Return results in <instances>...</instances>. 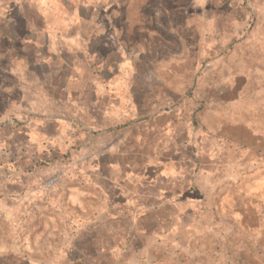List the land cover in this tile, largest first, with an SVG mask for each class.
I'll return each instance as SVG.
<instances>
[{
	"label": "clouds",
	"instance_id": "clouds-1",
	"mask_svg": "<svg viewBox=\"0 0 264 264\" xmlns=\"http://www.w3.org/2000/svg\"><path fill=\"white\" fill-rule=\"evenodd\" d=\"M15 3L0 264H264V0Z\"/></svg>",
	"mask_w": 264,
	"mask_h": 264
},
{
	"label": "rangeland",
	"instance_id": "rangeland-1",
	"mask_svg": "<svg viewBox=\"0 0 264 264\" xmlns=\"http://www.w3.org/2000/svg\"><path fill=\"white\" fill-rule=\"evenodd\" d=\"M51 2H55V3H62L64 4L65 8H67V4L65 3V0H51ZM138 6L141 8V11L144 13H147L150 10V5L152 3V0H148L147 4L141 3L140 0H137ZM169 8L175 7V5L169 4L168 5ZM115 7V6H114ZM128 5L127 4H121L119 6L120 11L122 13L121 19H125L126 16L123 15V13L125 12V10L127 9ZM211 7V5L209 6ZM25 10L27 11V5H25ZM112 10L109 9V12H111ZM3 12L2 7H0V13ZM101 12V16H103V10H100ZM29 16H31V13H28ZM80 15L81 17H84L85 12L83 9H81L80 11ZM10 19H14L18 25V31L22 34V35H30V33H28L25 29V24H26V20L24 19V17L20 14V8L19 6L15 3V0H13V2L9 5V11L5 14L0 16V29H5V26L7 25L8 28H11V25L8 24V21ZM119 26V25H118ZM4 45L7 46V40L3 41ZM42 51H46V49L42 50ZM24 55H27L29 57V61L31 62L32 57L34 56V53H26ZM5 63H7V61H5ZM5 79L3 80L4 86L5 87H9L11 86L12 82H14L16 80V78L14 76H11L10 73H3L2 74ZM75 95V94H74ZM16 97L13 96V99H15ZM9 104V100L7 98V93L4 94V96L2 98H0V112H3L7 106ZM19 123V122H18ZM233 128V132L232 135L237 136V137H241L245 134V132H248L250 134V130L246 129L245 125H234L232 126ZM53 131L52 126L50 125L47 129L48 133H51ZM257 140H260L261 138L257 137ZM260 151H264V144L259 145L258 146ZM260 151H257L255 154L258 157L260 154ZM185 196H190V197H194V194H190V193H185ZM80 199V203H83V199ZM195 202V201H194ZM75 207L79 208V204L74 205ZM21 211H23V209H21ZM0 215H2V213H0ZM52 222L59 227V222L55 220V217H52ZM40 223V217L37 216L36 220L33 221V224H39ZM82 243L81 240L78 239L77 241L73 242V250L66 252L65 256L66 259L63 261H59L58 264H74L75 261L81 259L79 257V255L76 253L75 249L77 247H81ZM24 264H29L28 261H25Z\"/></svg>",
	"mask_w": 264,
	"mask_h": 264
}]
</instances>
